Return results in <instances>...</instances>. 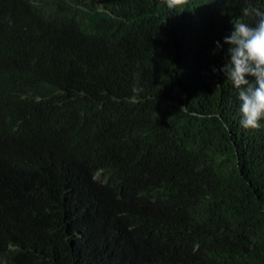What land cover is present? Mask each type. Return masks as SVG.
<instances>
[{"label":"trees","instance_id":"1","mask_svg":"<svg viewBox=\"0 0 264 264\" xmlns=\"http://www.w3.org/2000/svg\"><path fill=\"white\" fill-rule=\"evenodd\" d=\"M248 3L0 0V264H264V120L212 71Z\"/></svg>","mask_w":264,"mask_h":264},{"label":"clouds","instance_id":"2","mask_svg":"<svg viewBox=\"0 0 264 264\" xmlns=\"http://www.w3.org/2000/svg\"><path fill=\"white\" fill-rule=\"evenodd\" d=\"M185 0H166V6L172 9ZM241 16L231 21L233 30L224 37L228 45L229 59L220 69L213 68V73L221 72L238 89L240 101L241 126L244 129H260L264 120V10L251 3L241 8ZM222 45L216 41V50ZM215 54V52L213 53ZM138 80L139 74H134ZM249 77L251 79H249ZM131 102H136L142 88L134 86Z\"/></svg>","mask_w":264,"mask_h":264}]
</instances>
